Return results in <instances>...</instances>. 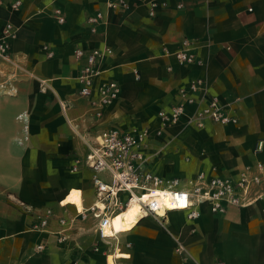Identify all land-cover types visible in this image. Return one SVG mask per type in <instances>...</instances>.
Here are the masks:
<instances>
[{
    "label": "crops",
    "instance_id": "1",
    "mask_svg": "<svg viewBox=\"0 0 264 264\" xmlns=\"http://www.w3.org/2000/svg\"><path fill=\"white\" fill-rule=\"evenodd\" d=\"M13 1L0 0V37L7 22L17 29L10 59L0 55V264H108L113 256L114 251L106 259L114 245L98 235L97 219L82 218L74 205L64 203L71 188L83 190L85 207L96 199L92 170L69 171L87 151L72 120L89 138L111 126L129 129L149 122L155 130L158 111L183 102L180 89L205 77L212 93L232 103L238 122L209 120L198 129L184 118L160 137L176 131L196 154H209L200 170L209 175L237 176L247 166L264 165V0H184L181 9L169 0L155 16L136 0L114 10H106V0H22L18 10L11 8ZM56 7L65 13L63 24L53 15ZM99 10H106V20L93 32L87 18ZM184 38L198 41L201 62L180 64L166 53ZM44 44L55 51L53 57L46 56ZM102 46L113 51L101 62L96 86L118 80L121 95L95 118L88 113L89 100L78 93L85 60L74 52ZM63 99L71 104L67 113ZM21 113L28 116L27 132ZM258 193L251 204L230 205L225 212L202 204L195 219L185 211L170 212L164 224L147 216L119 235L116 247L131 257L118 262L264 264L262 187ZM60 217H73L74 224L63 230ZM179 243L187 258L177 250ZM39 244L45 249L39 251Z\"/></svg>",
    "mask_w": 264,
    "mask_h": 264
},
{
    "label": "built area",
    "instance_id": "2",
    "mask_svg": "<svg viewBox=\"0 0 264 264\" xmlns=\"http://www.w3.org/2000/svg\"><path fill=\"white\" fill-rule=\"evenodd\" d=\"M176 7L181 9L185 6L184 0H175ZM138 4L146 5L149 14L155 16L161 7H166L169 0H136ZM22 0H14L11 4L13 10H18ZM106 10L129 8L130 0H106ZM106 10H99L88 16L87 22L91 31H97L99 25L106 20ZM53 15L58 23L66 21L64 11L56 7ZM17 29L12 22L4 26L3 35L0 37V55L10 59V42L16 37ZM196 39L184 38L181 46L174 50L166 49L180 64H194L201 62L197 55ZM43 50L46 56L53 57L55 51L50 45L44 44ZM112 48L102 46L86 51L76 48L74 55L77 59H84L85 66L78 76L81 87L78 91L81 97L89 100V115L102 118L105 109L119 99L121 84L118 80L110 79L96 86V79L102 73L101 62L103 58L112 53ZM134 72L138 74L135 68ZM41 89H45V81L40 82ZM211 84L205 77L193 79L188 87L180 89L184 101L173 104L168 108L158 111L159 125L153 131L150 127L132 126L123 129L115 126L106 127L93 135L85 137L78 122L72 120L71 126L74 133L80 137L87 147L82 156H77L69 167L71 173H78L82 166L92 170V183L94 185L96 199L82 210L76 207L77 214L82 218L91 215L97 219L96 230L103 239H109L116 233L112 225V214L128 204V200L142 196L147 192L154 197L153 190L164 192L172 202V208H165L166 216L159 214L156 203L149 200L146 204L145 215L155 216L164 224L170 211H185L189 219L198 218L201 215L200 206L208 204L213 212H225L228 206H246L254 201V195H260L258 188L264 191V165L258 162L256 170L247 166L237 176H221L199 172L189 182H181L180 179L164 177L155 172L150 166L148 154L150 139L153 135L160 136L165 130L179 124L186 118V125L203 128L207 121L222 124L237 123L238 117L234 114L235 108L231 102H223L221 98L211 92ZM60 105L65 113L71 105L67 100H60ZM23 120L24 131L29 128L28 116L25 113L18 115ZM28 135L24 136V141ZM262 147L260 142L257 149ZM81 198L84 202V193L81 188ZM72 190V188L70 189ZM101 200L104 206H100ZM52 211L49 209L41 220V227L46 228ZM74 218L69 220L60 217L59 222L63 230H67L74 224ZM65 236H61V239ZM45 244H39L38 250L45 249ZM177 250L184 258H187L185 246L178 244ZM191 264V263H189ZM223 264V263H219Z\"/></svg>",
    "mask_w": 264,
    "mask_h": 264
},
{
    "label": "rangeland",
    "instance_id": "3",
    "mask_svg": "<svg viewBox=\"0 0 264 264\" xmlns=\"http://www.w3.org/2000/svg\"><path fill=\"white\" fill-rule=\"evenodd\" d=\"M139 125L142 127L149 126L151 130H154V124L149 122ZM175 133L177 132L173 131L168 135L156 136L150 139V145L154 147L153 150L149 149L148 151L150 166L155 172L164 177L180 179L181 182H189L204 168V159L210 161L211 156L204 152L196 154L197 148H194V145H187L182 142V138H180L182 134L175 135ZM108 240L109 245H114V248L106 255V259L114 251L117 243L116 239Z\"/></svg>",
    "mask_w": 264,
    "mask_h": 264
},
{
    "label": "bare ground",
    "instance_id": "4",
    "mask_svg": "<svg viewBox=\"0 0 264 264\" xmlns=\"http://www.w3.org/2000/svg\"><path fill=\"white\" fill-rule=\"evenodd\" d=\"M141 195L142 196L138 198L135 197L128 200L129 202L125 207L112 214V225H114L117 231L114 233V236L109 239L119 240L120 234L132 231L142 219L147 217L144 212L146 208L145 206L148 204L150 199L158 205L156 209L161 215L166 216V206L167 208H172L171 199L162 191L153 190V195H155L154 197H150L147 192H143ZM64 203L74 204L82 210L84 205L80 189H72L69 194H67L66 199L64 198ZM99 204L101 207L104 206L101 200H99ZM129 257H131L129 252L122 251L119 247H115L113 256L108 259V264H121L118 262L119 259Z\"/></svg>",
    "mask_w": 264,
    "mask_h": 264
}]
</instances>
